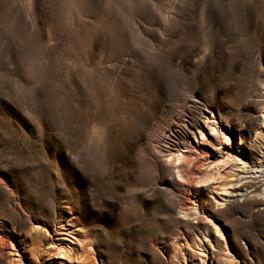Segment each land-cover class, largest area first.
I'll return each instance as SVG.
<instances>
[{"label":"rangeland","instance_id":"rangeland-1","mask_svg":"<svg viewBox=\"0 0 264 264\" xmlns=\"http://www.w3.org/2000/svg\"><path fill=\"white\" fill-rule=\"evenodd\" d=\"M0 114V264H264V0H0Z\"/></svg>","mask_w":264,"mask_h":264},{"label":"bare ground","instance_id":"bare-ground-1","mask_svg":"<svg viewBox=\"0 0 264 264\" xmlns=\"http://www.w3.org/2000/svg\"><path fill=\"white\" fill-rule=\"evenodd\" d=\"M194 127H195V129H197L196 131L198 132L197 134H198L199 137L204 136V142L203 143H195V144H193V142H189L188 147H189V149H191L192 151H194L196 153L197 152L202 153V155L204 157L208 153H210L213 149H215L216 147L221 146L222 143L223 144L224 143L225 144H229L228 137L226 136V134L224 132H222V130L218 126V123L215 121L213 116L208 117L206 115V113L202 114V116L200 118H197L195 120V126ZM211 132L215 133L217 135V137H214V136L210 137V136L207 135L208 133H211ZM191 134H192L191 137L193 139L197 138L194 135V133H191ZM186 144L187 143L182 142V147H186ZM178 151H179V149L177 148L175 150V153L178 152ZM165 153H166V157L164 158V156L161 155V157L164 158V159H163V161H160L161 167L165 171L169 172L171 175L175 174L176 177L184 179L187 183L193 182L194 178L196 176H199L201 178L200 179L201 182H205L206 181V178L204 177L205 176L204 170L203 171L200 170L201 166L205 165V167H206L207 163H204V159L202 161L199 157H195L190 162V164L187 165L186 164V160H187L186 157L184 158V156H183L180 159L179 157H177V154L171 153L169 150H166ZM223 153H225V156H227V154L229 152L223 151ZM155 160L156 159L154 158L153 161H155ZM180 160H182V163L179 166H177V162H179ZM226 163H227V161L225 160L224 164H226ZM260 163H264V159H261L260 162H258L257 165H254V163L250 164L249 172L252 173V174L259 173L260 172L259 168L261 167ZM241 164L245 165L243 162H241ZM189 165H191V167H189ZM254 166L256 168H254ZM240 169L242 170L243 167H241ZM210 179L214 180L215 176H213V175L210 176ZM172 181H174V180H172ZM172 183H173V186L177 187L178 183H176V184H175V182H172ZM172 183H171V185H172ZM223 187H225V186H223ZM228 189H230V186L226 187V188H223V189H220L221 190L220 192L223 193L221 195L222 198L225 196V194H229ZM243 191L245 192L247 190H243ZM243 191H241L239 193L240 196L244 195ZM230 196L231 197L232 196H236V194L235 195H230ZM215 202L218 203V201H215ZM1 253L2 252H0V255H1Z\"/></svg>","mask_w":264,"mask_h":264},{"label":"snow or ice","instance_id":"snow-or-ice-1","mask_svg":"<svg viewBox=\"0 0 264 264\" xmlns=\"http://www.w3.org/2000/svg\"><path fill=\"white\" fill-rule=\"evenodd\" d=\"M3 117H2V114H0V119H2ZM42 119V118H41Z\"/></svg>","mask_w":264,"mask_h":264}]
</instances>
